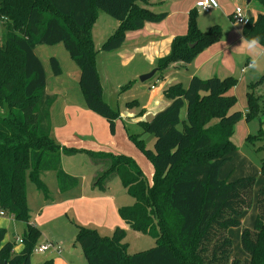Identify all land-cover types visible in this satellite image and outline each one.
Returning <instances> with one entry per match:
<instances>
[{"label":"trees","instance_id":"16d2710c","mask_svg":"<svg viewBox=\"0 0 264 264\" xmlns=\"http://www.w3.org/2000/svg\"><path fill=\"white\" fill-rule=\"evenodd\" d=\"M138 1L0 0V22L7 31L0 44V211L26 223L20 238L23 248L17 253L13 241H4L6 231L0 228V264H30L40 233L28 215L26 171L43 191L44 171L56 172L60 191L77 183L63 170L61 156L79 150L60 146L52 134L50 107L55 96L45 92L46 75L34 46L63 43L79 69L78 86L86 107L106 119L114 134L119 112L102 97L91 28L99 11L116 19L118 26L100 48L107 52L119 49L126 32L142 28L145 22H159L166 15L142 8ZM257 1L263 12L250 16L242 35L246 41L259 36L264 47V0ZM196 15V9L189 12L186 33L176 36L170 52L156 61L159 72L173 63H189L220 39L221 28L213 25L201 31ZM49 62L53 74L59 75L57 59L50 57ZM235 83L233 77L193 76L185 87L181 83L165 87L168 104L149 120L139 122L142 133L153 135V148L148 149L138 134L130 135L152 164L151 181L128 156L85 151L99 168L94 186L104 188L117 176L134 199L131 206L117 209L124 225L154 239L153 247L128 254L123 228L117 226L110 237H102L94 229L76 224V239L86 264H264V184L256 193L253 226L240 234L244 257H232L227 234L228 229L240 226L241 215L251 207L255 185L251 176L233 181L219 177L220 168L235 149L231 137L242 117L240 111H232L236 97L229 91ZM254 85L248 88L252 90ZM246 99L245 119L261 115L264 95L247 92ZM126 105L138 104L132 100ZM260 172L264 176V162ZM41 264L53 262L49 259Z\"/></svg>","mask_w":264,"mask_h":264},{"label":"rangeland","instance_id":"374dc122","mask_svg":"<svg viewBox=\"0 0 264 264\" xmlns=\"http://www.w3.org/2000/svg\"><path fill=\"white\" fill-rule=\"evenodd\" d=\"M235 6L241 7L244 11L256 4L258 7L260 4L257 0L252 3H245L244 0H231ZM262 9L263 7L260 6ZM117 20L111 17L104 11H99L95 23H93L92 35L95 47L99 48L98 43L105 41L107 37L112 33V29ZM196 23L201 31H206L211 25H221L222 29H228L231 26L227 16L216 13V11L204 12L198 10L196 15ZM242 25H237L236 28ZM6 26L0 22V44L4 41L6 35ZM192 47V46H190ZM95 48V49H96ZM33 51L39 58L42 66L45 67L48 74L47 88L51 91L57 84V79L70 81L68 76L69 65L75 66V63L70 58L63 43H56L53 45L37 44L34 46ZM248 54L238 55L237 50L228 53V57L231 58L233 64V78H236L235 86H233L229 94L236 97V103L232 108V111H240L242 113L241 119H239L234 125V132L231 137L235 149L230 153V159L226 162L221 170L220 175L224 176L227 171L230 180H234L238 177L251 176L255 178L254 192H257L258 188L264 184V176L260 172V165L264 162V118L254 116L249 119H245V114L248 112L246 93L255 92L258 95L264 91V83L259 84L255 89L246 87L250 83H259L261 78H264V55L256 59V67L249 68L245 73V83L240 81V70L245 62V58ZM255 53H251V61L255 56ZM50 57H55L59 63L60 69H62V75H55L52 72V68L49 62ZM102 72V67L100 66ZM152 71V69L150 70ZM176 72V71H175ZM178 75L176 82L182 86H186L188 78L183 70L176 72ZM119 74V73H118ZM109 77V80L102 77V84L105 90V97L107 101H111V105L119 112H141L142 107L148 103L152 94H161L164 86V78L159 75L152 76L151 78L141 82L139 79L134 82L128 83L127 79H124L123 74ZM165 76L167 74H164ZM264 80V79H263ZM71 82V81H70ZM164 82V83H163ZM117 85H119L117 87ZM154 86V90L149 89V86ZM77 87V86H75ZM79 90V87H77ZM79 92V91H78ZM81 94V93H79ZM136 94L140 97L138 105L127 107L128 101L136 100ZM162 98L169 102L162 93ZM138 100V99H137ZM106 101V100H105ZM118 103V104H116ZM185 114V109L182 110V117ZM119 116L117 119H119ZM139 116V115H138ZM123 125L126 126L125 123ZM128 127V126H127ZM129 132L131 127L129 126ZM133 128H136L133 126ZM134 133L139 132L140 128L137 127L133 130ZM132 132V131H131ZM145 145L148 149L153 148V135L144 134ZM250 137H256L253 141L248 139ZM152 138V142L150 139ZM86 154V153H85ZM69 164L73 167V171L76 172L77 183L75 186L60 192L58 190V183L56 178V172L53 170L44 171L41 175V180L45 184V191L38 189L35 182L29 177V171L25 173L26 184V204L28 209V215L30 221L33 222L39 230V236L35 242V246L31 250L30 264H41L46 259L52 257L64 258L67 264H86V258L84 253L77 242V226L80 224L86 228L94 229L102 237H110L114 227L122 226L125 230V239L127 243L128 254L137 253L149 249L153 245V237L140 233L138 231L131 230L123 224L118 216L117 209L122 206H131L134 203V199L126 192L119 177H112L107 182L104 188L93 185L94 170L99 169L95 166L91 159L83 154H72L68 157ZM68 167L67 164H64ZM63 167V166H62ZM94 169V170H93ZM143 173L147 180H150L148 172L145 166H142ZM63 170L68 173L64 168ZM70 170V169H69ZM69 174V173H68ZM70 175V174H69ZM227 175V174H226ZM81 199L56 204L64 199L79 198ZM55 204V205H51ZM0 227H3L6 231V241H13L17 251H20L23 247L21 241V234L26 228V223L16 220L6 214L0 215ZM235 229V228H234ZM20 237V238H19ZM237 239V238H236ZM54 241L59 244V252L52 254L53 247L43 253L35 251V248L45 242ZM236 244V241L234 242ZM233 243V244H234ZM237 243H240V237L237 239ZM236 251V250H235Z\"/></svg>","mask_w":264,"mask_h":264},{"label":"crops","instance_id":"0c3cea01","mask_svg":"<svg viewBox=\"0 0 264 264\" xmlns=\"http://www.w3.org/2000/svg\"><path fill=\"white\" fill-rule=\"evenodd\" d=\"M196 1L197 0H139L138 5L140 7L146 8L156 14L165 13L166 15L164 19L159 22H145L142 28L126 32L124 43L119 49L114 51H102L100 47L104 41L99 42V48H96V43L94 42L91 32L93 45L94 48H96L95 65L102 85V97L111 107L114 108V106L110 103L111 101H107L105 97V90L103 88L101 76L109 80V77L114 76V74L117 75L119 73L118 75L123 74L124 79H127L128 83H131L134 82V80L139 79L140 76L149 73L151 69H155L156 71L153 76L160 74V76L164 78L165 83L163 82V90L167 85L176 82V80L178 82V75H176V72H178L179 70L184 71V73L186 74V78H188V82L193 76H197L201 79H207L210 77H218L221 79L226 77H233V64L231 58L228 57L229 51L232 52L237 50L238 55L248 54L240 70L241 77L239 79L240 81H243V84L245 83V74L244 76H242V74L245 73L247 69L251 68L249 66L252 62L251 52H249L245 47L246 40L242 35V26L236 28L237 25L232 23L231 26H229L226 30L222 29L220 27L221 25L219 26L217 24L221 28L220 39L200 52L189 63L182 64L180 62H177L169 65L168 68H166L162 72H159L157 70L156 61L159 58L166 56L170 52L172 40L176 36H181L186 33L189 12L193 9L197 10V8H195ZM253 1L254 0H250L249 4ZM215 2L217 6L209 11H216V13L222 14L223 16L225 15L230 19V21H232L231 14L234 9V4L231 2V0H215ZM260 6L258 7L256 4H254V7L251 6L246 10V12L249 16L256 17L258 13L263 12V8L261 9ZM117 26L118 21L116 22L112 30L114 31ZM263 55L264 52H261L260 54H256L255 58L261 57ZM100 66L102 67L103 73H101L100 71ZM43 68L46 75L45 92L55 96V100L50 107V123L52 134L56 142L60 146H64L67 148H76L79 151H77V153L75 154H83L88 158L90 157L88 156V154H85V151L110 152L113 154H122L128 156L132 158L141 169L142 166L146 167V170L149 174L148 176H150L149 181H151L153 173L152 164L136 147L134 142L130 139V135L138 134L140 136L139 139L143 140L145 143V133H142V128L139 122L149 120L157 111L163 109L168 104V102L162 98L163 91L161 94H152L150 96V99L148 100V103L142 107V112H140V114H138V112L136 114L135 111L121 112L119 119H116L115 121L114 134H111L106 119L89 110L84 103L82 95L79 94L80 90H77V87H79V69L76 64L75 66L72 64L69 65L70 71H68L67 73V78L71 82L67 79H57V84H55V88L51 91H48V74L44 66ZM164 74L167 75L165 76ZM60 75H62V69ZM263 79L264 78L262 77L261 81L258 84L255 83L256 85L254 89L259 84L264 83ZM251 84L253 83L247 84L246 87ZM118 86L119 85H117V87ZM151 86L152 85L149 86V89L154 90V86L153 88H151ZM261 95H264V91L261 93ZM261 95L258 94L257 96ZM133 96L137 97L138 100L136 99V101L138 104L140 97L136 94H134ZM123 123H125L126 126L123 125ZM127 126H130L132 128V132H129V128ZM133 126L136 128L139 127L140 131L134 133L133 130H135L136 128H133ZM148 139H150V142H152V138L148 137ZM68 156L69 155L64 154L61 156V166H63L62 168H64L70 175L75 174L76 176V172L73 171L74 169L71 164L68 165ZM64 164H67L70 170L67 169L68 167H65ZM224 165L219 170V177L221 179L233 181L229 179L230 175H228L227 171L224 173L225 177L220 175ZM96 171L97 169L94 170L95 174ZM95 174L93 175L95 176ZM256 193L257 192H254L255 195L253 196L251 207L249 209H246L240 217V226L236 227L235 229L230 228L227 231V234L232 241L233 258H242L245 256V253L241 248V243L238 244L237 239L240 237L242 229L251 228L253 226L257 213ZM81 198L82 196L75 199L67 198L56 204L72 202ZM30 223L36 226L33 222L30 221ZM118 227L123 228L122 226ZM6 240L7 239L5 234L4 241ZM235 241L236 244L234 243ZM48 243H51L53 247L52 251L50 252L52 254H54V252L57 254V252H59L60 250L59 244L54 241H50ZM153 246L154 241L151 247ZM14 252H19L17 251L15 246ZM48 257L51 258L53 264H67V261L64 258H59L58 256L52 257V255ZM46 258L45 260H49Z\"/></svg>","mask_w":264,"mask_h":264},{"label":"built area","instance_id":"2783aa9c","mask_svg":"<svg viewBox=\"0 0 264 264\" xmlns=\"http://www.w3.org/2000/svg\"><path fill=\"white\" fill-rule=\"evenodd\" d=\"M217 4L215 2V0H207V3L204 2V0H197L195 2V8H197V10H201L204 12H208L209 10H211L212 8L216 7ZM250 16L248 15V13L246 11H244L241 7L239 6H235L232 14H231V19L233 24L235 25H245L247 24V22L249 21ZM151 88H153V86H151ZM262 111H261V116L264 118V100L262 101ZM0 215H3V212L0 211ZM50 247H52L51 243H43L41 245H39L38 247L35 248V251L39 252V253H43L44 251L48 250Z\"/></svg>","mask_w":264,"mask_h":264},{"label":"clouds","instance_id":"9594fccd","mask_svg":"<svg viewBox=\"0 0 264 264\" xmlns=\"http://www.w3.org/2000/svg\"><path fill=\"white\" fill-rule=\"evenodd\" d=\"M205 3H207V0H204ZM260 37L259 36H254L249 38L246 41L245 47L246 49L251 52V53H255V54H260L261 52H264V47L260 46ZM251 68H255L256 67V59L255 56L252 59L251 64L249 65Z\"/></svg>","mask_w":264,"mask_h":264},{"label":"water","instance_id":"95a60500","mask_svg":"<svg viewBox=\"0 0 264 264\" xmlns=\"http://www.w3.org/2000/svg\"><path fill=\"white\" fill-rule=\"evenodd\" d=\"M244 1H245L246 3H249V2H250V0H244ZM193 45H194V44H191L190 46H193ZM155 71H156V70L154 69V70L150 71L149 73H146V74L140 76V77H139V80H140L141 82H143V81H145V80L151 78V77L154 75Z\"/></svg>","mask_w":264,"mask_h":264}]
</instances>
